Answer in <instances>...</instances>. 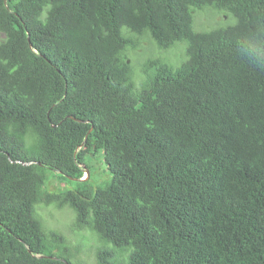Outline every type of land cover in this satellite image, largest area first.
<instances>
[{"label":"trees","instance_id":"1","mask_svg":"<svg viewBox=\"0 0 264 264\" xmlns=\"http://www.w3.org/2000/svg\"><path fill=\"white\" fill-rule=\"evenodd\" d=\"M207 6L234 23L195 31ZM148 36L186 59H148L137 89L127 52ZM71 259L264 264V0H0V264Z\"/></svg>","mask_w":264,"mask_h":264},{"label":"rangeland","instance_id":"2","mask_svg":"<svg viewBox=\"0 0 264 264\" xmlns=\"http://www.w3.org/2000/svg\"><path fill=\"white\" fill-rule=\"evenodd\" d=\"M216 11V10H215ZM210 6L205 7L201 10H196L193 15V29L195 31H206L214 29L218 26H225L227 24H233L235 21V18L231 15H229L232 18V22L230 23H224V22H218L217 20L226 21L227 17L224 15V13L219 14L215 12ZM122 33L126 38H130V33H128V29L126 27L122 28ZM146 37V36H145ZM143 37L139 40V44L136 47H130L131 49L127 52L129 64L131 68V79L134 83L135 88L139 89L142 86V83L146 77V71H145V63L148 59H159L162 62H170L174 66L180 65L185 59V49H186V43L185 42H177L173 46H171L168 49H162L158 47L155 40L150 38ZM135 39V38H132ZM183 50V51H182ZM88 164H90V161H86ZM91 170L89 169L90 176L94 178V175L97 174V176L92 180L93 185L95 186H101L104 184L105 181V173L106 166L103 162L102 155L96 153V156H94V163L93 165L90 164ZM49 176V180L47 182V186L49 190H56L59 188H67V186L76 187L75 183H68V184H58L56 182L55 177ZM110 179V175L108 177ZM67 185V186H66ZM41 215V216H40ZM71 213L68 210V208L64 209H57L53 205H45V206H38L35 207V218L41 223L43 230L45 231H55L57 233H60L63 235L66 240L72 239V241H76V238H79L74 236V232H71ZM71 234V235H69ZM80 234L83 235L84 240L80 241L81 244L85 245L84 249L88 247L90 251V248L96 244L94 241V237L91 236L90 232L87 230H81ZM88 237H85L87 236ZM71 236V237H70ZM93 253V250L90 251V257L92 258L91 254ZM73 264H82L81 262H77L76 260H72Z\"/></svg>","mask_w":264,"mask_h":264},{"label":"water","instance_id":"3","mask_svg":"<svg viewBox=\"0 0 264 264\" xmlns=\"http://www.w3.org/2000/svg\"><path fill=\"white\" fill-rule=\"evenodd\" d=\"M85 172H86V177H88V175H89V170L86 169Z\"/></svg>","mask_w":264,"mask_h":264},{"label":"clouds","instance_id":"4","mask_svg":"<svg viewBox=\"0 0 264 264\" xmlns=\"http://www.w3.org/2000/svg\"><path fill=\"white\" fill-rule=\"evenodd\" d=\"M84 175H85V176H84V178H85V177H86V172H84Z\"/></svg>","mask_w":264,"mask_h":264}]
</instances>
